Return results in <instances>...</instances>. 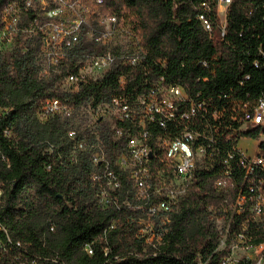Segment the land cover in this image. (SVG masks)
I'll return each mask as SVG.
<instances>
[{"label": "trees", "instance_id": "1", "mask_svg": "<svg viewBox=\"0 0 264 264\" xmlns=\"http://www.w3.org/2000/svg\"><path fill=\"white\" fill-rule=\"evenodd\" d=\"M13 1L0 0V264H223L229 253L219 249L224 232L215 212L230 220L228 242L260 247L264 256V205L260 213L253 210L264 201V169L246 177L235 158L225 187H215L224 172L221 159L237 141L227 139L228 124L220 127L221 159L214 168L197 170L171 210L153 211L116 165L126 139L115 130L125 134L130 123L118 122L97 138L75 126L72 114L44 113L50 99L71 113L97 109L116 94L140 93L164 78L231 115L232 100L264 95V0H233L224 35L219 0H103L101 14L133 22L145 55L138 66L122 63L101 78L82 80L76 92L62 86L79 73L72 61L46 71L40 41L1 36ZM99 142L106 147L102 162ZM163 166L152 161L155 176ZM109 172L120 181L116 191L109 188ZM106 191L108 205L101 202ZM240 195L244 201L237 206Z\"/></svg>", "mask_w": 264, "mask_h": 264}, {"label": "built area", "instance_id": "2", "mask_svg": "<svg viewBox=\"0 0 264 264\" xmlns=\"http://www.w3.org/2000/svg\"><path fill=\"white\" fill-rule=\"evenodd\" d=\"M232 1L219 0V5L226 11ZM103 4V0H15L4 12L1 36L8 42L18 37L23 43L40 41L46 71L68 68L72 61L79 73L68 76L63 83L64 88L76 92L82 80L101 78L122 63L138 66L145 55L133 22L126 17L101 14ZM200 19L205 29L211 31L209 21ZM225 23L226 13L221 35H224ZM120 83L124 86L125 80L121 79ZM137 91L116 94L99 107L104 115L110 116L113 129L118 122L131 124L125 134L123 129L115 130L116 135L126 139L125 150L118 156L116 165L128 172L135 196L149 204V210H171L197 170L214 168L221 159L217 139L224 123L231 130L227 139L237 136V141L233 150L221 159L224 172L215 180V187H225L235 158L246 177L258 168L264 169V95L254 101L232 100L233 113L227 116L211 104L193 100L182 85L166 83L164 78L153 80L140 93ZM71 111L58 99L48 100L44 107L46 115H70ZM236 123L239 126L234 129ZM243 140H252L256 146L241 147ZM104 159L99 158L101 162ZM153 160L164 165L157 176L151 168ZM108 179L112 191L121 187L112 172L108 173ZM173 180L179 185H170ZM2 193L0 188V198ZM101 199L108 205L110 193L104 192ZM243 201L240 195L236 205ZM263 205L264 201L260 200L253 210L260 213ZM223 264L231 263L226 258Z\"/></svg>", "mask_w": 264, "mask_h": 264}, {"label": "rangeland", "instance_id": "3", "mask_svg": "<svg viewBox=\"0 0 264 264\" xmlns=\"http://www.w3.org/2000/svg\"><path fill=\"white\" fill-rule=\"evenodd\" d=\"M225 13L224 7L219 5V15L221 21L224 22L225 20ZM125 43V42H124ZM66 84L63 83L62 86L64 87ZM72 121L74 122L75 126H79L82 130H89L91 134H94L97 138H99L100 133L108 132L113 129V123L111 122V118L109 115H104L101 108L93 109L90 106H86L82 109L73 111L71 113ZM102 120L101 122L99 120ZM241 147H250L253 148L256 146L255 142L252 140H243L241 142ZM98 147L100 148V155L102 158H106L105 156V145L101 142L98 143ZM171 184L179 185L178 181L173 180ZM213 220L217 226V228L224 232L223 239L221 241L219 249H226L229 253L228 260L231 264H240L243 262L257 260V264H264V256L260 254V247L259 248H246L242 245V243L234 242V241H227V235L229 230L230 220H228L227 216L224 212H215L213 214Z\"/></svg>", "mask_w": 264, "mask_h": 264}, {"label": "bare ground", "instance_id": "4", "mask_svg": "<svg viewBox=\"0 0 264 264\" xmlns=\"http://www.w3.org/2000/svg\"><path fill=\"white\" fill-rule=\"evenodd\" d=\"M221 5V4H220ZM222 6V5H221ZM224 10H225V8H224Z\"/></svg>", "mask_w": 264, "mask_h": 264}, {"label": "crops", "instance_id": "5", "mask_svg": "<svg viewBox=\"0 0 264 264\" xmlns=\"http://www.w3.org/2000/svg\"><path fill=\"white\" fill-rule=\"evenodd\" d=\"M225 16V15H224Z\"/></svg>", "mask_w": 264, "mask_h": 264}]
</instances>
